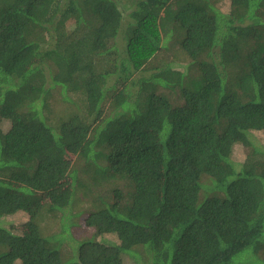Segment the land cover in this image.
Wrapping results in <instances>:
<instances>
[{
    "label": "trees",
    "instance_id": "16d2710c",
    "mask_svg": "<svg viewBox=\"0 0 264 264\" xmlns=\"http://www.w3.org/2000/svg\"><path fill=\"white\" fill-rule=\"evenodd\" d=\"M261 132L264 0H0V264H264Z\"/></svg>",
    "mask_w": 264,
    "mask_h": 264
},
{
    "label": "rangeland",
    "instance_id": "374dc122",
    "mask_svg": "<svg viewBox=\"0 0 264 264\" xmlns=\"http://www.w3.org/2000/svg\"><path fill=\"white\" fill-rule=\"evenodd\" d=\"M227 7L228 4L225 3L223 4L222 9L226 10ZM256 137L264 144V132L256 133ZM67 157H66L67 161H69L70 164H73V162H75V157L73 155H68ZM244 157H245L244 148L242 146H236L233 152V160L236 162H242L244 160ZM28 218H29L28 215L25 213H17L16 215L7 217L5 222L7 226H10V228H12L13 231H15L16 233H22V230L24 229V225L28 221ZM82 233L84 234L83 231H78L76 233V236L79 237L81 236ZM125 263L131 264V258L129 256L125 257Z\"/></svg>",
    "mask_w": 264,
    "mask_h": 264
}]
</instances>
